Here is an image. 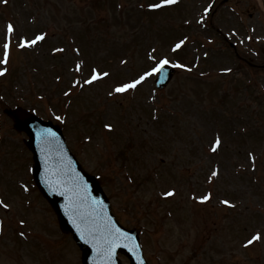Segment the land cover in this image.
<instances>
[{
    "label": "rangeland",
    "instance_id": "obj_1",
    "mask_svg": "<svg viewBox=\"0 0 264 264\" xmlns=\"http://www.w3.org/2000/svg\"><path fill=\"white\" fill-rule=\"evenodd\" d=\"M157 1L159 0H7L4 3V0H0V57L6 21L15 26V43L23 38L32 39L45 34V40L38 45L39 49L20 51L18 44L11 47L12 64L7 65L8 73L0 77V107L5 105L8 110L22 107L36 111L43 118H53L57 114L62 115L64 101L71 100L72 111L67 130L70 148L88 172L103 179V185L112 195L122 222H132L138 228L142 227L146 254L151 264H206L203 255L214 253L221 258L225 255L227 264H264L263 219L256 221L257 218H254L253 222L248 223L244 222L243 215L238 211L213 206L212 201L199 205L192 201L188 205L179 204L178 201L166 202L168 200L161 197H166L164 192L171 185L172 188H181L183 192L191 189L192 185L188 182L192 181L186 178L188 166L192 167L193 178L214 163H219L221 168V181L228 179V188L237 192L240 190L244 182L241 180L234 186L230 177L233 165L228 162L233 154L238 153L235 148H231L219 154H210L209 140L214 135L216 125L207 132L208 135L203 127L211 126L204 122L213 119L212 111H216V115L219 113L217 106L212 105L217 100L214 84L221 82L231 85L235 82L233 78L237 77L264 80V70L250 69L238 60L243 71L227 76L218 75L219 71L230 69L233 64L227 53L223 56L219 52L222 48L220 45H225L210 26L209 30L197 35L196 17L208 9L207 0H179L175 5L161 7V13L146 12ZM229 5L242 19L229 9H224L226 20L219 21V14L210 19L225 34L236 29L245 40L248 34L244 33L242 25L258 29V21L262 19L264 22V0H231ZM161 19L165 23L168 20V25L174 27L170 30L166 24L162 27ZM91 28L99 32L100 46L93 41L92 36L96 33L89 35L94 30ZM158 29L160 30L157 31ZM193 36H197L200 44H204L214 55L216 66L209 77L211 83H206V79L192 80L190 73L181 72L182 68L177 71L169 87L156 96L151 91V78L138 85L140 89L135 95L128 92L113 93L115 86L138 78L165 57L174 64H177L176 59H185L190 65L193 56L187 52L192 53L194 50V44L189 47ZM255 36H262L264 40V29L256 32ZM183 37L185 43L182 49L174 51L175 45L180 42L178 40ZM90 41L93 42L92 46ZM57 47H64L65 55L57 52ZM94 47L98 49L97 52L94 51L93 61L87 52L93 51ZM77 49L81 50V58H86L87 61L84 69L86 75H83L82 80L88 78L93 66L102 71H113V74L95 83L92 88L85 89L83 94L78 96L75 93L66 98L63 96L67 90L65 80L75 83L69 69L75 64L71 54L76 57L79 53ZM261 51L258 57L249 56V59L264 66V48L261 47ZM153 56L156 57L155 60L151 58ZM2 59L3 57L0 60ZM57 61H61V68L54 70ZM61 69L68 72L69 76L60 72ZM59 77H62L65 84L58 80ZM238 92L235 90L231 94L233 104L224 111L233 108ZM149 100H154L161 108L150 107ZM201 100H204V104ZM195 101L203 104L202 108H195ZM154 109L157 112L152 113ZM0 113V135L3 136L0 143V198L12 207L11 212L0 208V217L5 221L4 233L0 237V264H81L80 251L74 242L69 236L63 237L52 226L57 223L52 207L28 181L26 170L32 161L28 154L29 159L25 164L24 154L27 149L23 147L25 152L21 150L24 135L14 130L9 118L4 115V108L3 111L0 108ZM174 114L176 116H172ZM155 115L160 118L159 121L152 119ZM214 122L217 123L216 120ZM114 123L121 133L137 126L146 139L162 138V144L169 142L170 147L165 153H149L144 160L139 150L127 149L126 137L122 134L120 137L117 134L112 137L116 139L115 142L108 138L104 125ZM186 127L191 131L183 129ZM87 138L91 143L86 142ZM119 152L124 153L123 158L129 159L126 170L123 169L125 164H121V158L117 157ZM147 161L156 164L159 172L163 173L166 184L157 183L152 166ZM172 169L181 172H165ZM125 171L130 172L133 180L131 183L125 178ZM219 188L221 189L220 185ZM242 192L235 195H242L244 199V204L241 203L239 209L246 207L249 214L254 211L263 217L264 214L257 211L264 212V200L254 192ZM174 219L180 229L171 223ZM21 221L26 223L22 239L17 235ZM192 222L193 225H190ZM162 223L165 230L156 226ZM254 225L262 234V241L258 246L262 248L253 245L245 251L241 244L248 235H252Z\"/></svg>",
    "mask_w": 264,
    "mask_h": 264
},
{
    "label": "water",
    "instance_id": "obj_2",
    "mask_svg": "<svg viewBox=\"0 0 264 264\" xmlns=\"http://www.w3.org/2000/svg\"><path fill=\"white\" fill-rule=\"evenodd\" d=\"M15 117L17 127L31 136L29 145L35 153L37 184L57 210L64 230L72 232L83 248L85 263L106 264L118 250L134 259L137 240L117 226L97 182L70 156L60 131L41 125L24 113Z\"/></svg>",
    "mask_w": 264,
    "mask_h": 264
},
{
    "label": "snow or ice",
    "instance_id": "obj_3",
    "mask_svg": "<svg viewBox=\"0 0 264 264\" xmlns=\"http://www.w3.org/2000/svg\"><path fill=\"white\" fill-rule=\"evenodd\" d=\"M178 2H179V0H162V3L152 4L151 7L153 9H160L163 6L175 5ZM4 3H7V0H4ZM205 11H207V9ZM14 32H15V26L13 24L9 23L7 25V42L3 45V47H4L3 59L0 60V64L5 65V67L0 68V77L5 76L8 73V71H9L8 67H6V66L10 62L11 47H12L11 41H12V36H13ZM44 39H45V34L37 35V36H35L32 39L23 38L19 42L18 46L21 49L31 48L34 45H36L38 42L43 41ZM184 43H185V41L181 40L179 43H177L175 45V48L173 50L175 51V50L181 49V47H182V45H184ZM56 51L63 52L64 49H62V48L61 49H56ZM76 51L78 52L79 50L77 49ZM151 58L154 59V60L156 59L155 56H153ZM170 63H172V62L169 61L167 59V57L159 60L156 63V65L153 68H151L150 71L145 72L144 74L140 75L138 78L132 79L129 82L121 83V84L115 86L114 89H113V93H115V94H124V93H127L129 91L136 90L137 86L140 85L143 81H145L148 77L152 76L153 74L162 73L164 68ZM174 66L180 67V68H185L186 67V65H183V64H176ZM83 68H84V64L82 62L81 63H77V65H76V71L77 72H80ZM109 76H110V72L102 71V70H99L97 68H93L91 70L88 78L84 81V83L88 84V85H92V84H95V83H97V82L109 77ZM75 83L77 85H79V81H76ZM111 94L112 93H110V95ZM57 119H60V117H57ZM105 126L107 128H109V129L112 128V125H110V124L105 125ZM46 135H48V134L46 133ZM51 135H54V134H51ZM220 144H221V141H220L219 138H217L216 141H215V147L213 148V151H216L217 148L220 146ZM213 175H218V173H213ZM25 191H27V187L26 186H25ZM165 195H167V196L174 195V190L165 193ZM199 199H200L201 202H206V201H208L210 199V194L202 196V197H199ZM223 203L225 205L234 206V205H231L228 200H224ZM0 207H3L4 209H10L11 205L6 203L3 198H0ZM21 223H23V221H21ZM0 230H2V228H0ZM21 235H23V233H21ZM260 239H261V235L259 233H257L255 236H253V238L251 240L248 241V244L250 245L254 241H259ZM111 243H112V247L114 248L116 246L115 241H112ZM110 254H111V249L109 251V258H110Z\"/></svg>",
    "mask_w": 264,
    "mask_h": 264
}]
</instances>
